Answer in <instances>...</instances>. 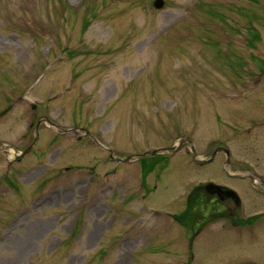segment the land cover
I'll return each mask as SVG.
<instances>
[{"label":"rangeland","instance_id":"obj_1","mask_svg":"<svg viewBox=\"0 0 264 264\" xmlns=\"http://www.w3.org/2000/svg\"><path fill=\"white\" fill-rule=\"evenodd\" d=\"M154 1L0 0V264H187L178 225L138 219L198 182L232 187L245 216L264 209L222 153L199 167L188 146L162 152L148 174L139 157L188 137L264 179V0ZM142 182L157 186L145 201ZM263 222L210 224L191 264H264Z\"/></svg>","mask_w":264,"mask_h":264},{"label":"flooded vegetation","instance_id":"obj_2","mask_svg":"<svg viewBox=\"0 0 264 264\" xmlns=\"http://www.w3.org/2000/svg\"><path fill=\"white\" fill-rule=\"evenodd\" d=\"M181 142L183 145L181 149L186 148L187 146L190 147L188 138L184 137L181 139ZM189 153L191 161L194 163L191 151ZM160 154L162 155L163 153H159V155ZM152 160L154 161L151 163L156 162L153 169L158 166L165 165L167 162L165 157H158L157 160ZM244 174L245 176L243 178L238 179L244 183V185L242 184L244 192H248L252 196H264V179L251 169L245 170ZM230 178L237 179L233 177ZM153 179L155 180V178ZM209 183L210 182L195 183L192 185V187L189 186L183 191V195L186 196V199L183 203L179 201L178 204L175 200L174 203H176V205L172 206L171 209L167 210L161 207L164 210L163 214L167 215L174 224L178 225V227L182 229L178 235L179 237L171 238L172 243L176 246H179L177 249H173L181 250L182 246L180 245L181 243L179 244V240L184 239L188 242V247L185 248V251L189 256H193L197 252L198 248H196V245L203 241L197 238L200 235V232L206 229L210 224L220 223L222 226L224 225V227L227 225L225 228L221 227L220 231L218 232V234H223V230H225L228 226H231L234 229L247 228L250 230L256 221H262L264 218V209H260V211L247 216L241 214L243 212L241 210V199L239 197V193L236 190H233V188L229 186ZM146 184H142V199H147L149 196L148 193L156 194L154 192L157 190V186L155 184L152 186L150 184ZM253 216H256V219L250 221ZM174 224L171 223V226H174ZM213 238L215 237H212V239ZM233 239L246 242L244 236L238 237V235H236ZM134 240L135 239L133 238L132 241ZM194 244L195 248L193 247ZM159 252L161 253L163 251L159 249Z\"/></svg>","mask_w":264,"mask_h":264},{"label":"water","instance_id":"obj_3","mask_svg":"<svg viewBox=\"0 0 264 264\" xmlns=\"http://www.w3.org/2000/svg\"><path fill=\"white\" fill-rule=\"evenodd\" d=\"M163 4H164V0H155V1H154V6H155L156 8H162V7H163ZM61 131H63V132H69V131H67V130H63V129H61ZM85 132H86L87 135H89V132H88L87 130H85ZM30 148H31V147H29L27 150L23 151L22 154H21V156H23L28 150H30ZM217 150H218V149H217ZM217 150L214 152V154L217 152ZM219 150H221V149H219ZM149 152L152 153V154H154V153H156L157 151H156V150H150ZM193 154L196 155V152L194 151ZM21 156L18 157L17 160H19V159L21 158ZM213 157H214V155H213L209 160H206V161H197V162H198L199 164H205V163H208V162L212 161V160H213ZM110 158L113 159V156L111 155ZM125 160H127V159H125Z\"/></svg>","mask_w":264,"mask_h":264}]
</instances>
